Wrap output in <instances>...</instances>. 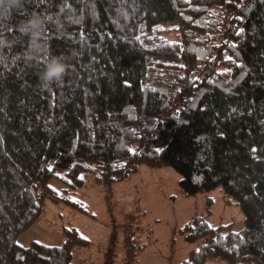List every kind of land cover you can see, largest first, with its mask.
<instances>
[{
    "label": "trees",
    "instance_id": "trees-1",
    "mask_svg": "<svg viewBox=\"0 0 264 264\" xmlns=\"http://www.w3.org/2000/svg\"><path fill=\"white\" fill-rule=\"evenodd\" d=\"M32 16L39 50L21 30ZM52 57L66 72L46 83ZM141 164L243 211L239 231L194 215L185 238L202 243L179 264H264V0H0V264H80L90 241L74 227L58 246L17 243L61 199L48 181L112 183Z\"/></svg>",
    "mask_w": 264,
    "mask_h": 264
},
{
    "label": "rangeland",
    "instance_id": "rangeland-1",
    "mask_svg": "<svg viewBox=\"0 0 264 264\" xmlns=\"http://www.w3.org/2000/svg\"><path fill=\"white\" fill-rule=\"evenodd\" d=\"M180 178L172 166L147 164L121 180L73 189L52 177V196L61 199L45 197L38 219L17 243L58 246L65 240L64 229L74 227L90 241L74 249V260L80 264H179L202 243L185 238L184 226L194 215L216 226L230 224L234 231L243 228L240 205L234 199L228 202L220 186L186 196Z\"/></svg>",
    "mask_w": 264,
    "mask_h": 264
},
{
    "label": "clouds",
    "instance_id": "clouds-1",
    "mask_svg": "<svg viewBox=\"0 0 264 264\" xmlns=\"http://www.w3.org/2000/svg\"><path fill=\"white\" fill-rule=\"evenodd\" d=\"M18 4H22L23 0H17ZM43 26V21L39 16L30 17L22 26V31L29 34L32 41V50H39L43 47L40 43V34ZM31 58V57H30ZM66 72V65L58 57H52L46 63L41 79L46 83H52L63 79Z\"/></svg>",
    "mask_w": 264,
    "mask_h": 264
}]
</instances>
